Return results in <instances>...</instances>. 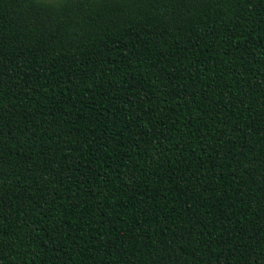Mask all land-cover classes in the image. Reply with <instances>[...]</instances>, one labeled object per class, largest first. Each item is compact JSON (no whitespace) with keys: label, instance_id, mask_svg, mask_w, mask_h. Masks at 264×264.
<instances>
[{"label":"trees","instance_id":"trees-1","mask_svg":"<svg viewBox=\"0 0 264 264\" xmlns=\"http://www.w3.org/2000/svg\"><path fill=\"white\" fill-rule=\"evenodd\" d=\"M0 264H264V0H0Z\"/></svg>","mask_w":264,"mask_h":264}]
</instances>
